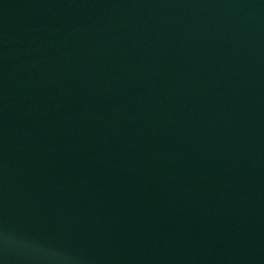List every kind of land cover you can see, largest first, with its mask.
<instances>
[{
  "label": "water",
  "instance_id": "obj_1",
  "mask_svg": "<svg viewBox=\"0 0 264 264\" xmlns=\"http://www.w3.org/2000/svg\"><path fill=\"white\" fill-rule=\"evenodd\" d=\"M0 264H264V0H0Z\"/></svg>",
  "mask_w": 264,
  "mask_h": 264
}]
</instances>
